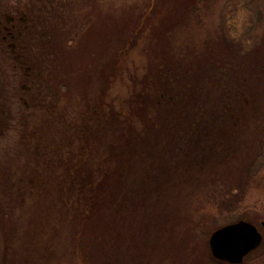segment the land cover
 I'll use <instances>...</instances> for the list:
<instances>
[{
  "label": "rangeland",
  "instance_id": "rangeland-1",
  "mask_svg": "<svg viewBox=\"0 0 264 264\" xmlns=\"http://www.w3.org/2000/svg\"><path fill=\"white\" fill-rule=\"evenodd\" d=\"M5 1L16 4V0ZM18 1V4L27 5L30 0ZM194 1L75 0L77 16H88L91 22L83 33H79L76 20L67 26L68 30L75 31L67 50L71 71L79 76L93 69L96 43V72L99 71L101 76L96 78V98L109 101L111 106H124L131 91L126 87L128 77L134 81L133 86L140 85L139 80L135 81L153 65L163 63V60L171 63V56L190 63L186 59L195 54L196 58L205 59L203 63H208L209 70L236 67L232 70L236 72L234 78L244 85L240 99L249 101L243 110L246 115L242 118L243 124L237 127L240 136L237 137L239 145L234 155L225 159L217 157L208 174L197 173V177L184 185L175 184L180 182L181 176L174 173L169 177L172 178L171 185H154L151 189L154 194L150 193L148 198H136L127 218L118 226L121 236L114 243L103 232L104 212L86 224L90 225L86 230L100 232L91 240L83 236L77 242L73 236L75 223L79 221L76 216L81 195L75 192V186L77 190L79 186L37 185L38 182L36 185H24L25 182L19 180L22 174L27 176L31 172H35L38 179L44 166H35L30 161L33 143L27 141L23 145L19 141L17 110L21 102L17 92H21L22 81H18L20 72L12 68L9 52L0 45V264H216L210 257L208 245L213 230L238 219H246L262 231L264 0H205L197 2L198 5ZM151 5L157 7L148 12ZM143 11L148 14H143ZM201 16L203 21L200 24ZM127 28L133 35L138 30L139 37L135 36L130 52L125 53L123 49L130 34L120 29ZM106 38H110V42ZM41 63L44 62L41 60ZM41 71L47 76L48 85H56V71L46 68ZM62 77V74L58 75L57 82L62 81ZM133 77L138 78L134 80ZM78 78V89L73 88L63 94L58 103V110H64L72 123L76 121L84 101L83 96L76 94L85 84L83 78ZM37 113L38 117L44 114L41 111ZM136 117V127L126 132L128 136L142 131V119ZM37 127L39 138L53 137L60 141L62 133L59 126L46 120L44 125L40 123ZM43 129L45 133H42ZM102 130L98 154L92 159L96 162L108 155L109 145L119 146V142L115 145L118 138L114 141V136L120 135L116 128L107 126ZM143 142L140 141L139 148L144 146ZM126 146L132 151V158H138L128 166L129 170H150L146 162H142V158L147 156L144 153L147 148L133 150L127 143ZM40 148L43 149L41 145ZM148 160L153 162V158L148 157ZM100 163L103 162H97L96 167L91 165V168H97ZM61 170L62 167L58 169L59 172ZM47 177L42 174L39 182L45 184ZM106 188L108 185H103L99 191L98 207H107L104 202L108 200L106 194H109ZM87 241L88 247L85 245ZM241 264H264V235L260 246Z\"/></svg>",
  "mask_w": 264,
  "mask_h": 264
},
{
  "label": "flooded vegetation",
  "instance_id": "flooded-vegetation-1",
  "mask_svg": "<svg viewBox=\"0 0 264 264\" xmlns=\"http://www.w3.org/2000/svg\"><path fill=\"white\" fill-rule=\"evenodd\" d=\"M18 3L16 0V4L11 5L9 1L0 0V45L9 52L12 68L20 72L18 81H22L21 92H17L21 102L17 110L19 141L23 145L27 141L32 142L30 161L35 166L42 164L48 169L45 172L42 168L38 179L35 172H31L27 176L22 174L19 180L25 182L24 185H36L38 182L37 185H77L81 188L77 190L75 186V192L78 191L81 198L76 216L79 221L75 223L73 236L93 237L100 233L86 230L90 227L86 224L95 221L98 213L104 212V235L118 239L121 236L118 226L127 218L136 198H148L150 193L154 194L151 190L154 185H171L172 178L169 177L174 173L181 176V183L177 181L175 184L184 185L197 177V173L208 174L211 163L217 157L225 159L234 155L239 145L237 137L240 136L237 127L243 124L242 118L246 116L243 110L245 103L247 106L249 102L246 98L240 99L244 85L234 78L236 72L232 70L236 67L208 69L204 78L197 79L196 71L188 70L187 73L180 70L178 62L166 65L161 62L146 71L145 76L133 77L134 80L138 78L135 83L139 80L140 85L133 86L134 81L128 77L130 84L126 87L131 91L125 105L111 106L109 101L96 98V78H101L99 71L96 72V43L93 69L79 76L71 71L67 50L75 31L68 30L67 26L76 20L79 33H83L91 22L88 16H77L75 0H30L27 5ZM152 7L157 6L151 5L147 11ZM147 11L143 14H148ZM120 31L130 34L123 49L125 53L130 52L135 36L139 37L138 30L135 35L128 28ZM106 39L110 42V38ZM42 68L56 71V79L62 74V81L54 79L56 85H48ZM78 77L83 78L85 84L83 90L80 87L76 94L83 96L84 101L76 121L72 123L64 110H58V103L63 94L73 88L78 89ZM38 111L44 114L38 117ZM136 115L142 119V131L128 136L126 132L136 127ZM46 120L59 126L62 133L60 141L53 137L39 138L37 125H44ZM107 126L119 132V137L117 134L114 136V141L118 138L115 145L119 142V146L109 145L108 155L97 161L103 163L91 168V165L96 167L97 162L92 159L98 154L100 135L103 127ZM45 132L43 129L42 133ZM140 141L144 144L141 148ZM126 143L133 150L147 148L144 151L147 156L141 158L150 170H129L128 166L138 158H132V151L126 148ZM112 147H115L114 150ZM148 157L153 158L152 163ZM60 167L63 168L61 172L58 171ZM42 174L48 176L45 184L39 182ZM164 175L166 179H163ZM103 185H108L106 191L109 193L106 194L108 200L104 209L96 206ZM58 201L61 202V199L58 198Z\"/></svg>",
  "mask_w": 264,
  "mask_h": 264
},
{
  "label": "water",
  "instance_id": "water-1",
  "mask_svg": "<svg viewBox=\"0 0 264 264\" xmlns=\"http://www.w3.org/2000/svg\"><path fill=\"white\" fill-rule=\"evenodd\" d=\"M260 225L262 231L253 222L238 219L216 228L208 239L211 255L228 264H241L262 243L264 220Z\"/></svg>",
  "mask_w": 264,
  "mask_h": 264
},
{
  "label": "trees",
  "instance_id": "trees-1",
  "mask_svg": "<svg viewBox=\"0 0 264 264\" xmlns=\"http://www.w3.org/2000/svg\"><path fill=\"white\" fill-rule=\"evenodd\" d=\"M204 2L205 0H195L194 1V3H196V5H198V3L197 2ZM193 3V5H195ZM192 5V6H193ZM199 17V16H198ZM202 21H203V17L201 16L200 18H199V21H198V23H202ZM195 53L197 52L196 50L194 51ZM195 55V54H194ZM193 55V57H190V59H186V60H189L190 61V63H186V62H181L180 61V59L178 60L177 59V57H170V61H171V63H172V61H177L178 62V64H179V69L180 70H184V71H186L187 73H188V70H191V71H196V74H197V79H202V78H204L205 77V73H206V71L208 70V63H203L204 62V58H201V57H198V58H196V55L194 56ZM178 56H180L179 54H178ZM166 57V56H165ZM165 57H164V59H165ZM203 57V56H202ZM163 63L166 65L167 63H168V61L166 60V61H164L163 60ZM206 65V67H204V66ZM199 72H201L202 74H198ZM189 75V74H188ZM105 203H106V201H104ZM102 209H104V208H102ZM103 215V214H102ZM104 216V215H103ZM108 237V236H107ZM111 237V239L110 240H112L111 241V243H114L115 242V239L116 238H114V237H112V236H110ZM77 239V242H78V238L79 237H76ZM90 238H93V237H87L86 239H88V240H91ZM117 240V239H116ZM88 244H89V241H87V243L85 244V245H87V247H88ZM213 260H214V262L216 263V264H227L226 262H222V261H220V260H218V259H215L213 256H210ZM23 261V260H22ZM17 264H19V263H17Z\"/></svg>",
  "mask_w": 264,
  "mask_h": 264
}]
</instances>
